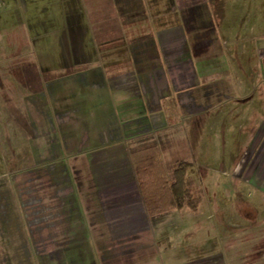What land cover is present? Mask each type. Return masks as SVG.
I'll use <instances>...</instances> for the list:
<instances>
[{"label":"crops","instance_id":"1","mask_svg":"<svg viewBox=\"0 0 264 264\" xmlns=\"http://www.w3.org/2000/svg\"><path fill=\"white\" fill-rule=\"evenodd\" d=\"M220 1L64 0L77 7L64 11L60 67L36 54L37 80L19 103L27 165L0 168V250L13 253L18 230L41 264H105L98 253L111 250L94 240L101 222L112 241L154 237L152 264H222L220 251H202L195 234L180 246L199 259H181L182 248L176 258L159 244L176 229V212L194 214L201 202L150 218L131 156L153 146L160 160L210 157L190 142L204 140L202 126L228 134L236 120L243 142L230 156L239 160H227L221 174L264 195V36L255 28L233 36ZM85 3L94 6L90 17ZM199 216L188 219L213 221L211 213Z\"/></svg>","mask_w":264,"mask_h":264},{"label":"rangeland","instance_id":"2","mask_svg":"<svg viewBox=\"0 0 264 264\" xmlns=\"http://www.w3.org/2000/svg\"><path fill=\"white\" fill-rule=\"evenodd\" d=\"M85 6L90 13L88 16H92L94 6L87 3ZM76 7V3L66 4L64 0H0V168L4 166V172H12L27 165L25 157L28 148L24 131L27 120L19 103L25 95L24 91L28 92L38 77L33 57L37 54L44 65L53 69L60 67L64 56L60 45L66 22L64 11L66 8L75 10ZM219 9L225 12V24L232 27L233 36L246 37L250 33L249 28H255V33L264 36V0H221ZM72 31L71 36L74 38L77 31L75 28ZM229 124V131H233H228V134L223 128H219L217 132L212 131V135L207 132V126H202L204 140L190 142L193 149L195 146V152L200 153L204 147H208L212 156L188 159L191 162V166L186 169V179L190 181L189 191L201 204L196 215L189 210L187 211L190 213L186 210L177 211L176 220H182V226L178 221L172 223L176 229L165 234L159 244L164 245L166 251L172 250L170 255L176 258L182 248L181 259L183 256L199 259V253H184L189 248L180 246L182 240L191 233L198 235L196 244L202 242V251L205 247L220 251L215 258H220L222 264H264V195L254 194L237 186L232 177L235 174H221L222 169L227 166L226 161L232 158L230 154H234L237 146L243 142L239 141L236 120H229ZM186 135H190L187 129ZM179 160L183 159L161 157L164 168L168 171V180L172 179L170 170L175 168L173 162L177 163ZM238 160L239 158L233 159L229 164L233 162L235 165ZM205 165L208 169L204 170ZM209 169L217 173H209ZM207 213L213 214V221H208L207 225L188 219L196 216L199 219L202 217L199 215ZM189 224L191 228L185 229L184 226ZM98 225L99 236L94 239L96 247L111 250L98 253L105 264H123L129 261L133 264H152L155 256L152 248L156 247L154 237L147 235L112 241L106 236L102 223L99 222ZM12 232L18 246L11 249L12 254H8L9 248L3 251L4 248L1 247L0 264H41L36 253H28L29 248H22L26 238L20 237L18 230ZM118 246L124 248L119 250Z\"/></svg>","mask_w":264,"mask_h":264},{"label":"trees","instance_id":"3","mask_svg":"<svg viewBox=\"0 0 264 264\" xmlns=\"http://www.w3.org/2000/svg\"><path fill=\"white\" fill-rule=\"evenodd\" d=\"M131 156L143 204L150 218L183 207L196 210L199 199L189 191L190 181L186 179L190 162H177L172 179L168 180L156 147L134 151Z\"/></svg>","mask_w":264,"mask_h":264}]
</instances>
